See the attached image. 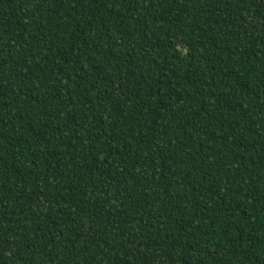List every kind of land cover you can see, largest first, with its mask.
<instances>
[{
  "label": "trees",
  "instance_id": "1",
  "mask_svg": "<svg viewBox=\"0 0 264 264\" xmlns=\"http://www.w3.org/2000/svg\"><path fill=\"white\" fill-rule=\"evenodd\" d=\"M0 264H264V0H0Z\"/></svg>",
  "mask_w": 264,
  "mask_h": 264
}]
</instances>
